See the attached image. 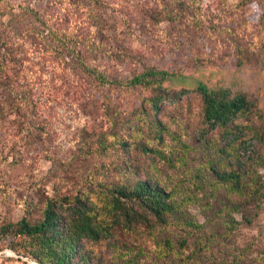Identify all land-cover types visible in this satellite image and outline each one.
Wrapping results in <instances>:
<instances>
[{"label":"rangeland","instance_id":"1","mask_svg":"<svg viewBox=\"0 0 264 264\" xmlns=\"http://www.w3.org/2000/svg\"><path fill=\"white\" fill-rule=\"evenodd\" d=\"M148 70L164 90L128 83ZM199 83L255 107L207 130ZM138 179L172 212L114 220L106 197ZM75 195L108 218L86 264H264V0H0V264H39L4 225Z\"/></svg>","mask_w":264,"mask_h":264},{"label":"trees","instance_id":"2","mask_svg":"<svg viewBox=\"0 0 264 264\" xmlns=\"http://www.w3.org/2000/svg\"><path fill=\"white\" fill-rule=\"evenodd\" d=\"M85 44L92 53L103 51L102 45L91 39ZM77 55L81 48L73 49ZM90 73L95 74L102 82L107 79L98 69L87 66ZM166 70H148L135 75L128 83L151 84L157 83L158 88L164 90L161 82L170 77ZM196 91L200 94L203 105V122L207 130L223 127L231 130L235 120L247 115L255 103L248 99L245 93L232 94L229 89H210L199 83ZM158 107L157 101L153 103ZM215 173L220 178L238 179L233 172ZM105 203V213L116 220L119 216L128 217L129 206L126 201H139L159 219L173 210L171 194L157 184L138 179L131 187L118 188L108 195ZM94 202L85 199L83 195L72 198L60 197L48 201L43 216L37 222H30L25 216L15 224L4 225L3 232L12 231L14 236L24 240V249L39 264H86L87 255L82 246L85 239H99L109 233L108 218L100 217V212Z\"/></svg>","mask_w":264,"mask_h":264}]
</instances>
